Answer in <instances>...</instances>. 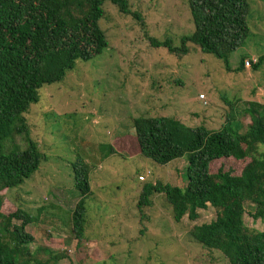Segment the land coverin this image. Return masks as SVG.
Masks as SVG:
<instances>
[{
  "label": "rangeland",
  "instance_id": "374dc122",
  "mask_svg": "<svg viewBox=\"0 0 264 264\" xmlns=\"http://www.w3.org/2000/svg\"><path fill=\"white\" fill-rule=\"evenodd\" d=\"M128 3L140 20L106 2V16L99 23L106 49L92 60L77 62L62 82L39 91V102L25 117L31 139L46 161L22 185L5 193L1 210L10 214L22 209L36 217L25 228L34 238L30 250L46 246L63 253L66 258L59 264H228L189 235L194 226L214 220L212 208L199 210L195 221L184 217L176 223L162 195L151 196V204L141 210L137 206L145 183L185 185V158L160 166L139 155L126 157L109 150L114 138L133 136L132 119L141 116H168L190 127L219 130L230 112L227 103L243 133L249 123L242 111L246 103L264 104V64L258 71L251 65L234 70L241 54L255 60L264 55V0L248 2L249 35L229 57V71L223 61L191 44L180 58L150 46L148 37L170 38L177 45L193 31L186 0ZM15 139L23 148V139ZM77 156L90 168L86 240L81 243L71 223L80 198L72 185L71 164ZM140 175L144 182L138 181ZM254 212V205L244 204V223L262 231L264 223L253 219Z\"/></svg>",
  "mask_w": 264,
  "mask_h": 264
},
{
  "label": "trees",
  "instance_id": "16d2710c",
  "mask_svg": "<svg viewBox=\"0 0 264 264\" xmlns=\"http://www.w3.org/2000/svg\"><path fill=\"white\" fill-rule=\"evenodd\" d=\"M106 2L140 20L130 11L128 0H0V264H59L66 258L46 246L31 252L34 238L25 228L36 217L22 209L4 214L1 208L5 193L22 185L46 161L31 139L25 117L30 106L39 102V91L62 82L77 62L92 60L106 49V35L99 24L106 16ZM248 2L186 0L193 31L177 45L170 38L148 37V42L178 58L189 53L188 44L194 45L223 61L229 71V57L249 35ZM245 58L240 55L235 72L246 68ZM263 64L264 55L251 63L252 71ZM222 99L227 102L226 97ZM227 105L230 112L216 131L190 127L168 116L133 118V136L114 138L109 151L139 155L160 166L185 158V185L145 183L138 208L149 206L154 194L162 195L172 208L174 222L179 223L184 217L197 220L198 211L210 207L214 220L194 226L190 237L228 264H264V228H248L243 219L244 204L250 203L255 207L253 219L264 223V104L246 103L242 111L249 123L243 133L232 105ZM16 137L25 142L23 148ZM225 162L234 166L227 164L225 169ZM216 163L220 165L214 168ZM71 167L72 185L80 196L71 216L72 232L81 243L86 240L90 168L79 156Z\"/></svg>",
  "mask_w": 264,
  "mask_h": 264
},
{
  "label": "built area",
  "instance_id": "2783aa9c",
  "mask_svg": "<svg viewBox=\"0 0 264 264\" xmlns=\"http://www.w3.org/2000/svg\"><path fill=\"white\" fill-rule=\"evenodd\" d=\"M257 60H255V59H245L244 60V66L247 68V67H249L250 65H251V63H255ZM201 98H203V96H200ZM149 173V172H148ZM147 173V174H148ZM138 181L139 182H144L145 181V177L144 176H139L138 177Z\"/></svg>",
  "mask_w": 264,
  "mask_h": 264
}]
</instances>
